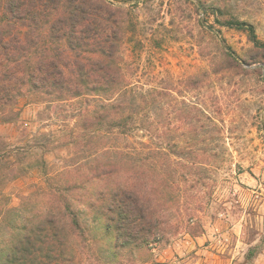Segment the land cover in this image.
<instances>
[{"label": "rangeland", "instance_id": "1", "mask_svg": "<svg viewBox=\"0 0 264 264\" xmlns=\"http://www.w3.org/2000/svg\"><path fill=\"white\" fill-rule=\"evenodd\" d=\"M111 1L127 12L115 65L135 127L84 126L93 98L25 92L0 108V253L59 210L72 264H264V0ZM103 164L116 172L86 181ZM128 174L164 218L136 249L89 207Z\"/></svg>", "mask_w": 264, "mask_h": 264}, {"label": "trees", "instance_id": "2", "mask_svg": "<svg viewBox=\"0 0 264 264\" xmlns=\"http://www.w3.org/2000/svg\"><path fill=\"white\" fill-rule=\"evenodd\" d=\"M126 17L111 0H0V108L25 92L52 100L93 98L97 106L81 118L84 126L130 134L135 119L120 111L126 85L115 65ZM227 24L247 31L257 44L251 24ZM115 172L106 164L95 165L86 181ZM91 202L103 234H113L116 247L136 249L161 239L163 215L140 179L130 174L113 178L93 193ZM68 224L61 211L51 210L22 241L0 253V264H72L74 232Z\"/></svg>", "mask_w": 264, "mask_h": 264}, {"label": "crops", "instance_id": "3", "mask_svg": "<svg viewBox=\"0 0 264 264\" xmlns=\"http://www.w3.org/2000/svg\"><path fill=\"white\" fill-rule=\"evenodd\" d=\"M9 124L7 123H1L0 122V134H2V132L5 130V128H8Z\"/></svg>", "mask_w": 264, "mask_h": 264}]
</instances>
